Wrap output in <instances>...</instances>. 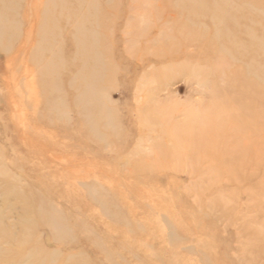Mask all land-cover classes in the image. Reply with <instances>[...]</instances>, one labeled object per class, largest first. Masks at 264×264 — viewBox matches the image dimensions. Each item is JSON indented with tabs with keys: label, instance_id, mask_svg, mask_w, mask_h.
Wrapping results in <instances>:
<instances>
[{
	"label": "rangeland",
	"instance_id": "rangeland-1",
	"mask_svg": "<svg viewBox=\"0 0 264 264\" xmlns=\"http://www.w3.org/2000/svg\"><path fill=\"white\" fill-rule=\"evenodd\" d=\"M46 1L5 0L18 27L0 42V247L48 264H264V115L235 135L225 120L264 114V0H202L205 19L183 0H110L88 114L61 0L54 50L35 56ZM198 127L215 132L194 148Z\"/></svg>",
	"mask_w": 264,
	"mask_h": 264
},
{
	"label": "bare ground",
	"instance_id": "bare-ground-1",
	"mask_svg": "<svg viewBox=\"0 0 264 264\" xmlns=\"http://www.w3.org/2000/svg\"><path fill=\"white\" fill-rule=\"evenodd\" d=\"M56 1L57 0H47L46 1V5H45V7L47 8V11L44 10V12H42L41 16L39 17V30H38V34H37V36H38V45L35 48V56L36 57H38V55H40V54L42 55L43 53H45V54L48 53V52L51 53L54 50L56 37H55V34H54L55 30L53 29L54 28L53 25L56 24V22H59L58 20L63 17V16H57L58 15L57 12L55 14V10L58 8V5H57ZM175 1H177L178 3L181 2V0L180 1L179 0H175ZM75 2L79 6L83 5V7L85 5H90V0H75ZM104 2H105V4H104V9L103 10H100V11L95 10L94 12H88V13H84V12H82V10L79 11L80 9H78V10H73L72 13L70 14V10H69L70 9V0H61V2H60L61 5L59 6V7L63 8L61 11L65 12L66 19L70 20V18H71V19H73L72 23L74 22L73 30H72L74 32L73 42H74V46H75L77 54L79 53L80 63L82 65V67L80 69V72H79V76L81 77V80L85 84L84 89H83L84 90L83 93L80 94V96L78 98H76V103L79 104L87 112V114L90 111L89 107L91 106V104H93L94 102L100 100L99 99L100 98L99 94H96L94 92V89H97L95 87L97 85H99L100 82H102L104 80V78L106 77L105 74H104V71H103V69L105 67V65L103 64V61H102L103 52L100 51L99 48H98L99 42H100L99 34H100L101 37H103V34H101L98 31V29H96V27L100 28V29L103 28L102 25H100L99 23L97 24V21L100 18L105 21V19L108 16V12H106V11L107 10H111V7L109 6L110 0H104ZM186 2L187 3L185 5V2L183 0V5L180 6V7H182L181 9H183L184 12L186 11L188 14H190V16L188 15L189 18L191 17V15H193L194 18L197 17L198 19L199 18L205 19L206 16H209L208 8H206L208 6L204 3V1H202V0H186ZM179 4H181V3H179ZM0 5L2 6L0 8V24H1V26H0V42L1 41L4 42V41H9V40H11L12 38H14L16 36L18 24H9V22L6 20V17L9 16V13H11L13 9H11L10 7H8L5 4V0H0ZM90 6H93V5H90ZM89 8H91V7H89ZM210 11H211V7H210ZM213 11L216 12L217 10H213ZM186 16H187V14H186ZM210 16L213 18V20L216 18V15H210ZM212 18H211V22L215 23L212 20ZM232 18H235V17H232ZM229 19H231V18H229ZM189 20H193L194 21V19H189ZM237 23H236V25H237ZM215 26H217V25H215ZM215 26H213V27L217 28ZM243 27H245V26H243ZM247 27H249V26H246V30H247ZM224 28H228V27H224ZM238 28L240 29V27H238ZM249 28H251V27H249ZM48 29H50V30L52 29V31H54V32H52L53 34H51V32L48 31ZM246 30H245V32H247ZM217 31H219V30H217ZM226 31H227V29H226ZM228 32H227L226 35L229 34ZM181 34L182 33L180 32V35ZM223 36H224V34H223ZM250 38H251V36H250ZM254 38H255V36H254ZM220 39H222V37ZM219 51H221V49ZM228 51H229V53H231L230 50H228ZM224 52L226 54V51H224ZM230 58H231V54H230ZM244 58H246V57H244ZM232 59H233V56H232ZM235 59H237V58H235ZM221 62L223 64L224 61L222 60ZM224 64H228V63H224ZM46 65L48 66V68L50 67V65H48V64H46ZM259 65H260V63H259ZM223 66L225 67L226 65H223ZM100 67H101V69H100ZM222 68L223 67H221V70H224V68L223 69ZM248 68H249V66H247L246 72H247V70L249 71ZM96 69H100V74L99 75H96V73L94 72ZM226 69H228V68H226ZM231 69H228V71H230ZM101 71H103V73ZM217 71H219V69H217ZM228 71H226V74L229 73ZM222 72H220V74H222ZM240 73H241V71H240ZM223 74H225V73H223ZM226 79H227V77H226ZM243 79H244V82L247 81V79L244 76H243ZM257 79H258V76H257ZM262 85H263V83H262ZM260 87H261V85H260ZM259 93L260 94L257 95L258 98H259V102L258 101L254 102L255 105L258 104V103H261V105L264 104V90L260 91ZM225 109H226L227 114L229 115V116L226 117L225 120H226L227 123H229V122L231 123V130H232V134H234V135H235V133H237L238 128L240 126H242L243 128H248V126L251 125L250 124L251 121H258V120L261 121L262 118H263V115H264V114H261V113L260 114H256V115L251 114V112H250L251 106L247 107L246 105L245 106L243 105L241 108H239L238 111H240V113L237 112V114L234 113V111L231 110L232 108L225 107ZM223 112H222V114H224ZM204 116L206 117L207 115H204ZM249 116H251V118H253L250 121L247 120V118ZM197 122L198 123L199 122L202 123L204 121H200L198 119ZM194 123L192 125H194ZM196 126H198V125H196ZM196 129L197 130H195V132H188V134H187L188 137L193 141L194 148L200 147V146L204 145L205 143H209L208 139H206L205 137L208 136V135L210 136L211 134H213V132H215V127H213L211 130H210V128L202 130L199 127L196 128ZM199 135L203 136V138L202 139H197V137H199ZM203 139H205V140H203ZM31 206H33V205L31 204ZM40 213L42 214V212H40ZM4 241H6V240L5 239H0V243H2ZM25 243H26V241L25 242L19 241V244H21V246H24ZM53 256H54L53 254L43 253L42 257H39L38 249L25 252L24 250L15 251V250H13L11 248H2V247H0V262H5L6 264H48L50 262V259H53Z\"/></svg>",
	"mask_w": 264,
	"mask_h": 264
}]
</instances>
